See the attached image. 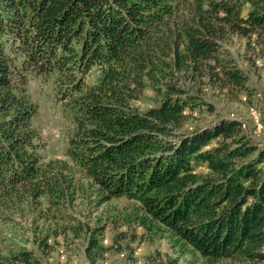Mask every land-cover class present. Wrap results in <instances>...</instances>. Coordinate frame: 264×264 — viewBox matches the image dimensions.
<instances>
[{"label":"trees","instance_id":"trees-1","mask_svg":"<svg viewBox=\"0 0 264 264\" xmlns=\"http://www.w3.org/2000/svg\"><path fill=\"white\" fill-rule=\"evenodd\" d=\"M181 5L189 7L182 19ZM176 32L190 59L216 57L228 32L264 38V0H0V202L59 197L77 167L102 190L99 202L138 200L133 218L147 231L165 227L211 262L264 264V143L235 117L176 132L185 109L205 100L175 83L158 104L136 105L144 74L153 77ZM227 65L228 79L246 85L245 71ZM32 76L53 79L68 110L71 161L41 153ZM99 240L93 231V264ZM20 262L43 264L28 248L0 253V264Z\"/></svg>","mask_w":264,"mask_h":264},{"label":"rangeland","instance_id":"rangeland-1","mask_svg":"<svg viewBox=\"0 0 264 264\" xmlns=\"http://www.w3.org/2000/svg\"><path fill=\"white\" fill-rule=\"evenodd\" d=\"M187 12L189 7L181 5L178 18ZM170 42L171 46L164 45L156 54L157 62L149 69L153 77L144 74L147 83L135 101L139 110L158 104L167 84L175 83L205 100L196 108L185 109L186 120L176 132H190L223 116L235 117L241 120L243 132L263 144L264 38L228 32L220 38L216 57L204 59H190L186 39L177 32ZM227 64H237L245 71L246 85L228 79L224 71ZM28 91L38 103L33 125L43 144L44 158L71 161L66 154L71 118L65 104L57 99L53 79L32 76ZM198 169L208 170L205 165ZM73 176L72 185L59 197H14L0 202V253L28 248L43 264H93L86 248L96 230L103 250L95 264H168L174 258L175 264H253L236 259L211 262L191 245L183 247L176 242L165 227L147 231L133 218L138 200L120 195L99 202L102 190L98 185L80 168H75Z\"/></svg>","mask_w":264,"mask_h":264}]
</instances>
